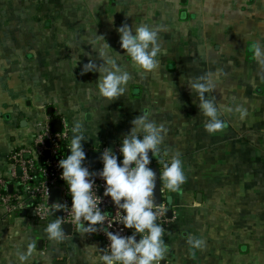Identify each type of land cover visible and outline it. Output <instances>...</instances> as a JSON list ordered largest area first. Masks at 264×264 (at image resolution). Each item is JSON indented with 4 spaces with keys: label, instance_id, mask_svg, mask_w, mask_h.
<instances>
[{
    "label": "crops",
    "instance_id": "0c3cea01",
    "mask_svg": "<svg viewBox=\"0 0 264 264\" xmlns=\"http://www.w3.org/2000/svg\"><path fill=\"white\" fill-rule=\"evenodd\" d=\"M9 18L25 20L17 26ZM122 23L166 29L157 69L143 72L123 53L116 31ZM102 42L131 74L125 95L112 101L96 94L98 73L81 71ZM257 42L264 44V0H0V179L8 177L10 150L29 145L47 116L79 124L93 142L120 139L147 112L167 129L160 150L168 159L178 153L186 176L176 191L160 179L170 210L161 264H264V66L253 55ZM208 73L215 85L208 98L247 112L240 119L223 111L225 127L213 134L186 84ZM53 216L5 217L0 207V264H19L17 251L27 244L34 251L25 264H92L100 238L76 229L50 240L43 229ZM189 236L205 246L194 249Z\"/></svg>",
    "mask_w": 264,
    "mask_h": 264
},
{
    "label": "clouds",
    "instance_id": "9594fccd",
    "mask_svg": "<svg viewBox=\"0 0 264 264\" xmlns=\"http://www.w3.org/2000/svg\"><path fill=\"white\" fill-rule=\"evenodd\" d=\"M165 30L162 25L148 23H132L131 26L122 23L116 28L123 53L143 72L159 67L158 57L166 52L160 41V33ZM109 48L112 47L107 42L94 45L92 50L96 52V58L84 63L81 71L98 73L95 92L112 101L125 95L131 74L117 57L108 54ZM252 49L254 58L264 66V44L257 42ZM97 59L101 63L97 64ZM186 84L191 92L196 93L199 113L206 118L203 127L207 133L213 134L225 127L221 119L223 111H235L240 119L245 118L247 112L242 106L233 109L208 98L206 94L215 87L212 73L190 79ZM167 94L171 96V91ZM130 125L120 137L116 150L105 147L100 152L98 159L102 167L99 169L90 170L83 147L87 139L80 133L79 124L74 125L71 132L74 135L70 137L69 154L58 160V167L62 169L60 178L71 196L72 219L79 232L93 234L101 231V226L106 223L100 206L104 197L110 198L111 204L121 210L116 220L107 223L108 230L102 231L107 244L102 248L94 245L99 255L93 256L92 264H161L168 251L163 239L165 229L158 222L167 209L156 207L154 190L157 179L163 180L166 189L178 190L186 180L183 161L178 153L170 155L163 164L162 173L159 170L157 175L151 167L152 159L159 154L167 129L150 119L147 112L136 115ZM97 178L103 181V193L98 194L100 199L93 191ZM62 208L63 204H60L54 212ZM113 222L122 228L115 230ZM124 229H131V233L122 234ZM43 231L50 240H60L65 233L60 219L49 221ZM187 243L194 249L205 246L203 239L194 236H189ZM33 251L31 244L19 249V264H25Z\"/></svg>",
    "mask_w": 264,
    "mask_h": 264
},
{
    "label": "built area",
    "instance_id": "2783aa9c",
    "mask_svg": "<svg viewBox=\"0 0 264 264\" xmlns=\"http://www.w3.org/2000/svg\"><path fill=\"white\" fill-rule=\"evenodd\" d=\"M39 125L40 130L33 135L29 145H20L11 150L8 155L9 174L8 177L0 179V207L5 217H13L24 211H30L37 220L45 222L54 215V209L63 204L62 209H57L61 211V216L59 218L53 216L54 220L60 219L62 224H68L71 233L74 234L77 227L72 219L71 196L68 193L67 185L60 178L62 169L58 167V160L70 152L68 147L73 128L63 121L60 131L52 132L49 116ZM119 142L120 139L109 140L107 138L83 142L90 170L102 167L100 161L97 166L89 162L90 152L97 151L100 154L105 147L116 150ZM168 160L165 152L160 150L159 154L152 159L151 167L156 166L162 173L163 164ZM102 184L103 181L97 178V185L93 186L94 195H97L98 199H100L99 195L103 193ZM53 188L59 189V202L49 201ZM160 195L161 202L156 207L163 206L164 190L161 187ZM100 206L106 216V223L101 226L100 232L92 235L98 236L102 247H104L108 241L102 231L108 230L107 223L116 220L121 210L115 208L108 197L103 198ZM158 222L163 227L167 224L164 215L159 218ZM113 228L118 230L122 228V225L113 222ZM130 233L131 229H124L122 232V234ZM138 238L139 236H137Z\"/></svg>",
    "mask_w": 264,
    "mask_h": 264
},
{
    "label": "water",
    "instance_id": "95a60500",
    "mask_svg": "<svg viewBox=\"0 0 264 264\" xmlns=\"http://www.w3.org/2000/svg\"><path fill=\"white\" fill-rule=\"evenodd\" d=\"M48 113H51L52 112V109L51 108H48L47 110ZM61 119L60 118H52L50 120V127H51V131L52 132H58L60 131L61 129ZM74 135L73 133L70 134V137ZM99 152L97 151H92L90 152L89 154V162L94 165V166H97L98 163H99ZM154 171L157 172V175L159 173V169L156 167V166H153L152 167ZM160 187H161V180H158L157 179V186L154 190V196H155V202L158 203L157 205L160 204L161 202V195H160ZM59 189L58 188H53L51 190V193H50V197H49V201L50 202H59L60 201V198H59ZM167 201L169 202L170 201V198L167 197ZM55 215L56 217H60L61 215V211L60 210H56L55 211ZM166 216H170V210H167L166 213H165ZM62 229L64 230V234H69L70 233V226L66 223L62 224ZM54 264H65V262H55Z\"/></svg>",
    "mask_w": 264,
    "mask_h": 264
},
{
    "label": "trees",
    "instance_id": "16d2710c",
    "mask_svg": "<svg viewBox=\"0 0 264 264\" xmlns=\"http://www.w3.org/2000/svg\"><path fill=\"white\" fill-rule=\"evenodd\" d=\"M21 4H22V2H21ZM1 9H2V10H6V9H8V6H7V3H6V2H2ZM12 20H14V21H15L14 24L18 26V24L24 22L25 19L9 18L8 23H11ZM10 25H11V24H10ZM14 148H15V147H14Z\"/></svg>",
    "mask_w": 264,
    "mask_h": 264
},
{
    "label": "flooded vegetation",
    "instance_id": "af4514ba",
    "mask_svg": "<svg viewBox=\"0 0 264 264\" xmlns=\"http://www.w3.org/2000/svg\"><path fill=\"white\" fill-rule=\"evenodd\" d=\"M13 149H14V148H13ZM13 149H12V150H13ZM10 152H11V150H10ZM10 152H9V153H10Z\"/></svg>",
    "mask_w": 264,
    "mask_h": 264
}]
</instances>
